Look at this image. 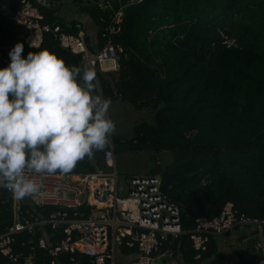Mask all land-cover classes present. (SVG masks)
Returning <instances> with one entry per match:
<instances>
[{
  "label": "trees",
  "instance_id": "trees-1",
  "mask_svg": "<svg viewBox=\"0 0 264 264\" xmlns=\"http://www.w3.org/2000/svg\"><path fill=\"white\" fill-rule=\"evenodd\" d=\"M0 1L6 9L0 15V67L8 65V53L18 41L24 44L22 56L47 48L67 65L90 66L81 53L61 46L52 31L44 33L38 47H29L26 28L13 19L21 0ZM30 1L42 13V23L69 33L84 29L91 52L108 41L121 46L117 70L93 66L95 92L149 111L150 119L137 123L130 136L112 134L110 139L115 154L149 150L146 174L160 175L162 192L180 209L183 232L167 238L161 251H171L180 264H228L230 258L232 264H264V0H108L102 5L76 0L77 17L70 21L59 14L62 4ZM118 10L122 14L116 23ZM83 13L89 32L79 17ZM224 36L234 43L226 45ZM104 151L78 161L70 172L108 170ZM7 195L1 188L0 233L12 223ZM226 202L260 226L242 224L223 234L210 233L204 248L195 249L190 231L196 218L218 216ZM32 209L46 218L56 207ZM68 217H73L70 210ZM46 231L52 242L64 235L63 225L47 224ZM39 234L36 230L31 244ZM30 235L18 233L16 252L28 253L31 244L24 241ZM253 236L261 246L245 242ZM233 239L239 247H231ZM34 249L39 261L48 259L46 249ZM118 249V259L137 252L124 243ZM69 255L59 254L62 264H71ZM76 256L91 264L80 252ZM0 264H9L1 253Z\"/></svg>",
  "mask_w": 264,
  "mask_h": 264
},
{
  "label": "built area",
  "instance_id": "built-area-1",
  "mask_svg": "<svg viewBox=\"0 0 264 264\" xmlns=\"http://www.w3.org/2000/svg\"><path fill=\"white\" fill-rule=\"evenodd\" d=\"M134 1L140 0H130ZM121 14V10L116 12V23L121 20ZM13 19L26 28L24 41L29 47H38L44 33L52 31L61 46L73 53H81L91 67L97 65L101 71L119 68L122 51L119 44L108 41L91 52L84 29L69 33L59 25L42 23V13L30 0H21V7ZM110 30L115 31L116 27L111 26ZM225 42L231 44L233 40L226 39ZM103 160L109 167L106 171L36 174L42 184L40 192L23 199H16L6 189L7 196L12 198L13 217L12 223L0 233V253L9 260V264H62L59 259L61 252L70 254L71 264H84L76 256L78 252L85 255L91 264H165L163 255L173 258L172 252L161 251V246L167 238L183 232L180 209L162 192L160 175H129L123 180L116 168L112 145L104 151ZM23 204L29 206L23 208ZM47 206H55L56 209L46 218L32 209H46ZM69 210L73 217H68ZM251 223L261 224L255 218L238 215L232 202H226L218 216L197 217L190 238L198 250L204 248L208 234H223L235 225ZM47 224L53 228L63 225L64 235L52 242L46 231ZM36 230L40 234L35 244H31ZM22 231L31 234L24 241V244H31L27 254L14 250L16 236ZM122 243L136 246L137 252L127 259H118V248ZM35 246L47 250V260H38ZM171 261L180 264L175 259Z\"/></svg>",
  "mask_w": 264,
  "mask_h": 264
},
{
  "label": "clouds",
  "instance_id": "clouds-1",
  "mask_svg": "<svg viewBox=\"0 0 264 264\" xmlns=\"http://www.w3.org/2000/svg\"><path fill=\"white\" fill-rule=\"evenodd\" d=\"M23 50L16 42L0 67V188L16 199L40 192L36 174L69 173L109 149L116 131L112 100L95 92L93 67L67 65L47 48L26 57Z\"/></svg>",
  "mask_w": 264,
  "mask_h": 264
},
{
  "label": "rangeland",
  "instance_id": "rangeland-1",
  "mask_svg": "<svg viewBox=\"0 0 264 264\" xmlns=\"http://www.w3.org/2000/svg\"><path fill=\"white\" fill-rule=\"evenodd\" d=\"M76 6L73 3L62 4L59 8V14L65 16L75 12ZM108 115L116 123V131L113 134L122 135L128 137L132 134L134 126L145 120L150 119L148 109H136L128 101L112 100V104L109 108ZM151 152L147 149L136 150V151H124L121 153L115 154L116 157V168L123 178L126 179L129 175H144L147 173L149 167L151 166L150 161ZM165 158H171L170 152H163L161 154ZM236 239V236H234ZM234 239L231 240V247H239L238 244H234ZM247 244L254 243L256 246H261V242L256 239L255 236L249 239H245ZM233 245V246H232ZM234 261L233 258H230L228 264H232Z\"/></svg>",
  "mask_w": 264,
  "mask_h": 264
},
{
  "label": "water",
  "instance_id": "water-1",
  "mask_svg": "<svg viewBox=\"0 0 264 264\" xmlns=\"http://www.w3.org/2000/svg\"><path fill=\"white\" fill-rule=\"evenodd\" d=\"M73 1L76 0H40V2L44 3L45 5H51L58 7L60 4H65V3H72ZM87 2H106L108 0H86ZM6 12V9L4 8L3 3L0 1V15ZM69 25V24H67Z\"/></svg>",
  "mask_w": 264,
  "mask_h": 264
},
{
  "label": "crops",
  "instance_id": "crops-1",
  "mask_svg": "<svg viewBox=\"0 0 264 264\" xmlns=\"http://www.w3.org/2000/svg\"><path fill=\"white\" fill-rule=\"evenodd\" d=\"M74 13L75 12H72L70 14H66L65 15L66 16V19L70 21V20L74 19L75 17H77L76 14H74ZM79 17L81 18V20H84L85 21L84 22L85 23V26H88L87 30L89 32L90 31V27H89V19L87 18V15L83 13ZM77 25H79V24H77ZM80 29H82V28H80ZM120 259H122V260L123 259H127V257L123 256V257H120ZM172 259H174V257L173 258L172 257L170 258L168 255H163V261H164L165 264H173L172 261H171Z\"/></svg>",
  "mask_w": 264,
  "mask_h": 264
}]
</instances>
